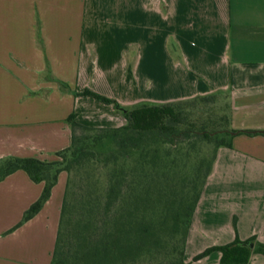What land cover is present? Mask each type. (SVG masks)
Here are the masks:
<instances>
[{"label": "crops", "instance_id": "crops-1", "mask_svg": "<svg viewBox=\"0 0 264 264\" xmlns=\"http://www.w3.org/2000/svg\"><path fill=\"white\" fill-rule=\"evenodd\" d=\"M85 91L127 108L222 93L231 129L264 131V0H0V159L58 161L72 114L88 127L125 125ZM66 184L63 172L41 212L6 234L45 185L24 171L0 183V264L52 263ZM237 237L264 244L263 135L218 150L186 262L220 264V252L194 259Z\"/></svg>", "mask_w": 264, "mask_h": 264}, {"label": "trees", "instance_id": "trees-1", "mask_svg": "<svg viewBox=\"0 0 264 264\" xmlns=\"http://www.w3.org/2000/svg\"><path fill=\"white\" fill-rule=\"evenodd\" d=\"M82 95L112 105L126 124L93 128L72 114V143L57 153L58 161L0 159V183L24 171L34 183L45 185L41 197L6 234L41 212L66 172L51 264H190L185 260L188 235L218 150L232 148L238 135L264 136V131L231 129V100L222 93L133 108L91 91ZM220 98L229 112L218 121L212 116L193 120L187 112L197 103ZM203 142L213 145L210 159L196 149ZM214 252L222 254L220 264H250L254 254L264 255V244L237 237L229 245L205 250L194 262Z\"/></svg>", "mask_w": 264, "mask_h": 264}, {"label": "rangeland", "instance_id": "rangeland-1", "mask_svg": "<svg viewBox=\"0 0 264 264\" xmlns=\"http://www.w3.org/2000/svg\"><path fill=\"white\" fill-rule=\"evenodd\" d=\"M227 104V101L224 99H218L216 102H208L206 104H199L192 106L191 111L188 109L187 112H191V117L193 120L203 121L205 119H209L211 116L215 121H218L219 118H222L224 114L229 112L227 108L224 106ZM210 120V119H209ZM126 124V123H125ZM197 151L200 150L202 157L210 159L213 154V145L207 143H199L196 148ZM195 161V160H193ZM68 180V174H67ZM186 260V258H185Z\"/></svg>", "mask_w": 264, "mask_h": 264}]
</instances>
